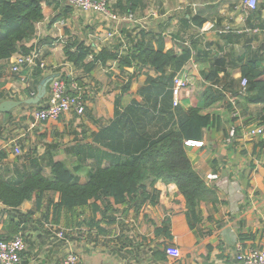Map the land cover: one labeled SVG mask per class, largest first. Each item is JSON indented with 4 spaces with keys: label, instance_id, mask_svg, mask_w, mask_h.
Instances as JSON below:
<instances>
[{
    "label": "crops",
    "instance_id": "crops-1",
    "mask_svg": "<svg viewBox=\"0 0 264 264\" xmlns=\"http://www.w3.org/2000/svg\"><path fill=\"white\" fill-rule=\"evenodd\" d=\"M115 1L111 0V5L114 6ZM77 11L73 7V11L65 15L62 9L45 4V18L36 24V33L26 45H34L33 51L45 64L41 82L62 76L70 81L74 79L83 88L85 113H65L58 119L36 123L30 116L32 111L28 112L30 129L39 130L40 142L25 148L30 144L26 133L18 129L17 135L10 132L11 123L22 121L16 117V112L25 107L24 104L7 113L0 110V179H12L18 176V171H32L39 166L44 168L46 176L51 177L50 160L53 159L65 162L76 172L80 182L86 183L91 169L110 162L107 154L113 152L105 145L110 140L95 139L105 128H113L108 134L118 144L121 141L124 148L132 135L125 128H134L143 111L154 117H149L152 120L146 122L148 134L167 129L168 121L162 118L160 110L163 103L165 107L169 103L166 91L158 95L157 109L148 105L139 93L147 85L148 77L157 79L161 75L137 62L133 66H121L120 58L109 59L105 64L97 61L89 71L85 63L93 61L94 55L103 48L125 54V35L122 36V29H119V34L109 36L110 33H104L101 27L103 19H98L102 15L84 13L86 17H78L80 11ZM92 14L97 15V21L89 18ZM134 17L136 21H126L122 28L127 27L134 34L144 29L150 33L155 48L162 34L166 49L178 40L192 50L191 58L178 72H182L190 84L183 89L179 111L173 105L176 121L184 110L203 107L207 88L226 89L223 101L202 108L204 114L215 119L204 131L200 140L203 145L186 148L199 175L209 185L217 187L220 202L201 205L205 219L195 232L190 229L186 218L185 197L175 183L167 184L161 180L155 184L160 192L158 204L146 203L139 213L128 205H116L117 220L113 224L101 220L105 211L101 200L96 201L100 207L97 212L91 207L78 208L75 214L65 211L59 224L54 220L52 204L60 200L59 192H46L40 201L35 196L16 209L0 201V234L8 235L9 224L14 220L21 223V228L12 238L22 234L28 239L20 264H62L58 256L64 252L66 256L70 251L79 255L81 264H242L236 258L237 243L244 247L264 248V135H247L250 126L264 127V103L250 104L246 109L237 105V110L233 105L228 106L229 93L235 94L236 91L239 94L242 67L250 65L255 58L264 59V0H259L254 9L243 0H232L231 3L145 0ZM201 21H205L203 27L197 25ZM211 23L219 29L227 26L230 29L225 33H220L217 28L203 31L206 24ZM75 38L91 44L95 52L80 65L68 61L63 50L66 41ZM121 43L123 45L117 49ZM14 57L0 62V105L6 100H15L17 96L20 100L29 98L27 90L36 86L33 69L25 68L20 73L11 71ZM216 57L223 58L225 64L219 78L212 82L206 77L214 68ZM172 71L169 66L167 72ZM259 80L264 81V74ZM155 98L156 94H153V104ZM116 111L119 118L122 114L124 117L123 122L113 127ZM233 126L237 127L236 134L230 140ZM122 130L125 131L119 138ZM37 135L31 136L33 142ZM77 148L79 153H76ZM129 148L133 147L126 149ZM21 151L23 154H18ZM78 164L80 168H76ZM209 173H216L219 178L208 181L206 176ZM144 216L149 218L153 234L156 226L162 225L166 217L170 218L173 239L154 234L158 240L164 241V247L158 246L157 249L170 248L173 251L166 252V260L154 257V250L149 258L138 259L136 229L139 231L138 219L142 222ZM96 222H103L104 227L98 228ZM52 226L65 230L64 244L59 245L52 241L51 235L43 232L48 230L50 233Z\"/></svg>",
    "mask_w": 264,
    "mask_h": 264
},
{
    "label": "trees",
    "instance_id": "trees-1",
    "mask_svg": "<svg viewBox=\"0 0 264 264\" xmlns=\"http://www.w3.org/2000/svg\"><path fill=\"white\" fill-rule=\"evenodd\" d=\"M107 1L114 12L122 15H135L145 2V0H116L113 6L111 0ZM45 4L54 9H62L65 15L73 11V7L66 0H0V62L9 60L16 54H29L34 50V45L27 46L26 42H29L35 35L36 24L45 18ZM204 24L205 21L197 22L200 27ZM120 33L122 36L125 35V48L127 49L125 54L120 55L103 48L94 55L93 61L85 63V67H88L90 71L97 61L105 64L109 59L120 58L121 66H133L137 62L138 65L153 68L161 76L157 79L148 77L147 85L142 87L139 93L148 105L157 109L158 95L166 91L169 103L167 107L163 103L160 110L162 118L168 121L167 129L148 134L146 122L151 121L149 117L153 115L143 111L144 113L138 117L134 128H125L127 132L132 133L125 148L121 141L118 144L110 136L111 134H108L112 131V127L105 128L99 136L95 137L96 140H110L105 142V145L113 153L107 154L110 160L108 165L98 166L89 171L86 183H81L76 172L65 162L51 159V177L46 176L44 168L39 166L32 171H18V176L15 178L0 179V201L9 208L16 209L23 202L35 196L40 201L46 192H59L60 200L56 203L52 202L54 220L59 224L65 211L75 214L78 208L91 207L94 212H97L100 207L96 201L101 200L105 210L101 220L113 224L117 220L116 205H128L129 208L139 213L146 203L158 204L160 192L155 188V184L161 180L167 184L177 185L179 192L186 200L185 213L189 227L196 232L205 219L201 205L203 203L216 205L220 199L217 187L209 185L196 171L188 156L186 142L202 139L205 129L215 121L210 114H204L202 108L223 101L226 98V89L207 88L203 107L195 106L184 110L176 121L172 109L174 105L172 87L175 76L191 58V48L175 40L173 46L166 49L162 34L159 35L155 48L150 33L144 29H139L134 34L133 31H128V28L124 27ZM121 45L123 43L118 45L117 49ZM63 50L67 60L75 65H80L90 54H95L93 46L79 38L66 41ZM39 64L40 61L37 66L33 67L36 86L35 89L29 87L27 90L29 98L38 93L41 84L43 68ZM224 64L223 58L216 57L214 68L206 78L215 82L220 76V71L224 70L222 68ZM169 66L173 68L170 73L167 72ZM262 74H264V59L255 58L250 65L242 67V77L248 78L249 85L246 94L238 95L237 105L241 108L246 109L250 104L264 103V81L259 80ZM66 79L70 82L68 77ZM153 94H156L154 104L151 102ZM237 94L238 92L235 91L234 95ZM14 99L20 100L21 98ZM43 104L44 99L37 105L24 104V106L34 109L42 108ZM179 106L175 108L178 109ZM228 106L231 108L232 103L229 102ZM116 113L117 119L113 127L116 123L123 122V114L119 118V112L116 111ZM123 131L125 130L119 133V138L123 136ZM127 147L133 148L127 150ZM79 148L76 149V153H79ZM80 167L81 165L78 164L76 168ZM110 198H113V201ZM103 222H96L97 227H104ZM89 223L94 225L90 221ZM20 228L19 221L11 220L8 228L9 234H0V240L11 239L14 234L19 233ZM154 234L156 237L172 240L170 218L166 217L162 225L156 226ZM167 249H155L154 257L166 260Z\"/></svg>",
    "mask_w": 264,
    "mask_h": 264
},
{
    "label": "built area",
    "instance_id": "built-area-1",
    "mask_svg": "<svg viewBox=\"0 0 264 264\" xmlns=\"http://www.w3.org/2000/svg\"><path fill=\"white\" fill-rule=\"evenodd\" d=\"M69 5L74 7L80 12L85 14L95 13L102 15L109 21H116L118 24L126 21H136L134 14H119L111 9L110 3L107 0H66ZM258 0H245V4L250 8L257 7ZM215 24H206L203 31H209L216 29ZM230 29L227 26L225 29L217 30L221 33H225ZM119 30L115 29L109 34V36H115ZM39 62L38 53L32 51L29 54H16L14 60L11 61V71L13 73H20L25 68L33 69ZM40 67L44 68L45 64L40 61ZM190 81L185 75L180 72L174 78L172 87L173 91V104L178 106L182 103L183 89L188 87ZM249 80L247 77H242L241 86L238 95H244L247 92ZM238 95L229 93L230 102L235 110H237ZM86 110V99L83 88L72 79L70 82L62 76H55L49 83L47 94L44 98V104L42 108H34L31 112V116L36 123L45 122L52 119H58L65 113H76L77 115H83ZM34 123L33 125H36ZM236 126H233L230 131V140L236 134ZM247 135L250 137H257L264 135V127L250 126L247 129ZM187 146H202L201 141H187ZM207 180H216L219 175L216 173H209L206 176ZM59 236H63V232L58 233ZM26 249V242L22 234H17L9 240H0V264H20L22 260V253ZM172 249L168 248L167 253H172ZM177 251H175V255ZM237 260L242 264H264V248L257 247H244L241 243H237ZM62 264H81L80 257L77 253L70 251L64 258Z\"/></svg>",
    "mask_w": 264,
    "mask_h": 264
},
{
    "label": "rangeland",
    "instance_id": "rangeland-1",
    "mask_svg": "<svg viewBox=\"0 0 264 264\" xmlns=\"http://www.w3.org/2000/svg\"><path fill=\"white\" fill-rule=\"evenodd\" d=\"M213 3H231L232 0H211ZM245 1V0H243ZM258 3H259V0H258ZM78 12V11H77ZM78 17H82V16H85L84 13H80L78 12ZM97 15H90L89 18L97 21L98 19H103L100 23H101V27L102 29L105 30L104 33H111L113 32L115 29H122V26L121 25H125V21L122 22L121 24H118L116 21H109L107 20L106 18H103V16H99V18L97 19L96 18ZM86 17V16H85ZM129 22V21H128ZM103 23V24H102ZM102 31V30H100ZM19 94V93H17ZM18 97V96H17ZM32 111L31 108L29 107H21L17 110L16 112V117L20 118L22 121L20 122H14V123H11V126L12 128L10 129V132L12 131L11 135H17V129L18 131L20 132H24L26 133V137L29 138L28 141L30 144H27V146L25 148H31L36 142H40V137L39 135H37L38 131L37 128H32V130L30 129V124H29V120L30 118L27 117V113ZM30 115V114H29ZM31 116V115H30ZM33 134L37 135L35 137L36 140L35 142H33ZM30 135V136H29ZM32 136V137H31ZM16 151V150H15ZM17 153V152H16ZM18 154H23V152H19ZM138 226H139V231L136 229V235L139 239L138 243H137V247H136V252L138 253L137 254V257L138 259H147L149 258V256L151 255L152 253V250H155L157 249L158 246H160V248L164 247L163 246V243L164 241L161 240V239H157L154 234H153V228L151 227V224H150V220L147 216H144L143 219L141 220L142 222H140V219H138ZM49 229V228H48ZM50 233L48 232V230H45L43 231L45 234H49L51 235L52 237V241H56L59 243V245L62 243L64 244V241H65V237H66V234H65V230L64 229H59L55 226H52L50 229H49ZM60 231L63 232V236H58L57 233H59ZM55 237V238H54ZM25 239V242L27 243L28 239L26 237H24ZM159 244V245H158ZM156 245V246H155ZM64 256H65V252L61 254V256L59 255L58 256V260L59 261H63L64 259ZM66 257V256H65Z\"/></svg>",
    "mask_w": 264,
    "mask_h": 264
},
{
    "label": "water",
    "instance_id": "water-1",
    "mask_svg": "<svg viewBox=\"0 0 264 264\" xmlns=\"http://www.w3.org/2000/svg\"><path fill=\"white\" fill-rule=\"evenodd\" d=\"M51 81L50 79H44L38 88V93L34 97H30L23 100H6L1 103L0 110L4 113L9 112L12 108L20 106L22 104H39L46 96L48 91V85Z\"/></svg>",
    "mask_w": 264,
    "mask_h": 264
}]
</instances>
